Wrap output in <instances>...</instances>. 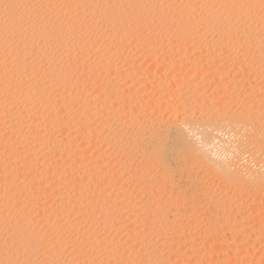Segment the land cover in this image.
<instances>
[{"label":"bare ground","instance_id":"6f19581e","mask_svg":"<svg viewBox=\"0 0 264 264\" xmlns=\"http://www.w3.org/2000/svg\"><path fill=\"white\" fill-rule=\"evenodd\" d=\"M174 255L263 262L264 0H0V264Z\"/></svg>","mask_w":264,"mask_h":264},{"label":"rangeland","instance_id":"374dc122","mask_svg":"<svg viewBox=\"0 0 264 264\" xmlns=\"http://www.w3.org/2000/svg\"><path fill=\"white\" fill-rule=\"evenodd\" d=\"M216 85H217V84H216ZM231 114H233V113H231ZM155 116H157V114H156ZM157 118H159V116H158ZM160 118H161V117H160ZM169 133H171V132H168V134H169ZM174 134H175L174 132H172L171 134H169L170 139H171V140L173 139L172 142H174V137H173V136H175ZM172 137H173V138H172ZM172 145H173V143H172ZM175 154H176V153H175ZM175 157L177 158V155H174L173 158H175ZM173 158H172V159H173ZM173 160H174V159H173ZM173 162H175V161H173ZM173 165H175V164L173 163ZM150 167H151V166H150ZM150 167H149V172H150L151 174H152V173L155 174V173H157L158 171H159L158 173H161L160 170H158L159 168L156 167V165H153V166L151 167V169H150ZM173 167H175V166H173ZM152 168H155V169H152ZM151 170H152V171H151ZM157 170H158V171H157ZM153 171H154V172H153ZM155 171H156V172H155ZM143 172H145V171H143ZM139 173L141 174V173H142V170H139ZM142 174L145 175L146 173H145V174L142 173ZM142 174H141V175H142ZM143 175H142V176H143ZM183 180L185 181L186 179H182V180H181V185L183 186V188H184V187H185L184 189L189 188L190 186L187 184L188 182H184ZM186 185H187V186H186ZM218 188H219V187H218ZM157 195H158V194H157ZM251 201H252V202H251ZM255 203H256L255 200H252V199H251L248 203H246L247 205H246V204H243V203H239L238 206H239V208H247V207L249 206L251 214H252V215L255 214L254 216H256V217H260L261 215L259 214V212H257V210L255 211V210L253 209L254 206H255ZM240 204H241V205H240ZM242 206H244V207H242ZM235 208H236V210L239 209L237 206H236ZM237 208H238V209H237ZM253 210H254V211H253ZM257 214H258V215H257ZM171 218H172V216H171ZM258 221H261V220L259 219ZM258 221H257V222H258ZM204 223H205V222H204ZM204 223H202V224H200V225L203 226V227L207 226V223H205V225H204ZM254 224H255V223H254ZM254 224H253V222H252V223H251V226H254ZM166 253H169V252H166ZM172 258H174L173 261H174L175 264H178L177 262H179V261H180L179 263H181V260H182V259H180V257H178L177 255H176V256L174 255V257H172ZM178 258H179V259H178ZM259 260H260V261L262 260V261H263L262 264H264V257L260 258ZM232 262H233V264H237V263H238V262H236V261H234V260H232ZM234 262H236V263H234ZM181 264H182V263H181Z\"/></svg>","mask_w":264,"mask_h":264}]
</instances>
